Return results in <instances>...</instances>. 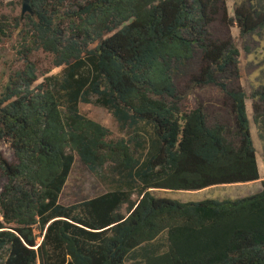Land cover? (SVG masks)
I'll list each match as a JSON object with an SVG mask.
<instances>
[{
  "label": "trees",
  "instance_id": "trees-1",
  "mask_svg": "<svg viewBox=\"0 0 264 264\" xmlns=\"http://www.w3.org/2000/svg\"><path fill=\"white\" fill-rule=\"evenodd\" d=\"M234 1L231 16L227 0H31L23 67L0 92V143L16 156L0 155V264H264V180L236 200L153 195L261 180L248 93L232 86L241 50L212 28L261 34L264 0ZM6 34L0 20V41ZM39 50L63 68L40 84ZM184 79L218 88L230 121L189 108ZM259 83L251 97L264 149V71ZM81 103L110 109L126 136L111 139ZM77 156L116 187L64 205Z\"/></svg>",
  "mask_w": 264,
  "mask_h": 264
},
{
  "label": "rangeland",
  "instance_id": "rangeland-1",
  "mask_svg": "<svg viewBox=\"0 0 264 264\" xmlns=\"http://www.w3.org/2000/svg\"><path fill=\"white\" fill-rule=\"evenodd\" d=\"M230 14L234 15L236 2L227 0ZM23 0H0V20L7 23V34L1 36L0 41V92L2 85L5 84L9 76L23 67V61L19 54L24 42L23 28L26 23L27 12L23 15ZM23 21L19 25L18 19ZM5 20H4V19ZM212 32L218 39L232 38L241 50L240 68L241 77L232 82V86L243 87L247 93V110L249 120L251 122V132L253 141L257 151V159L261 178H264V149L263 142L260 139L259 129L254 121V107L251 94L259 86V80L264 71V32L261 34L242 38L240 30L236 24L226 26L221 21L216 22L212 28ZM33 60L39 67L38 84L44 81L48 76L58 75L62 72V67H56L53 62L52 54L39 50L34 53ZM182 93L188 97L187 106L195 108L199 104H203L210 116V123L216 121L229 122L230 116L221 103V94L216 87H206L191 90L189 82L184 79L179 82ZM81 111L86 116L102 123L110 128L113 132L111 139H119L126 136V132L120 128V124L114 116L113 112L96 103H81ZM0 155L10 163L16 162L15 152L8 141L0 143ZM6 184V179L0 173V192ZM114 182L102 179L100 176L92 173L86 165L82 163L77 156L73 171L69 177L67 185L63 191L60 202L64 205L78 203L85 199L93 198L105 192L115 189ZM262 189V184L258 183L252 186L243 187V185H217L208 190L200 191H184V190H153L156 198L170 199L180 202H199L207 199L215 200H236L249 197L258 193ZM134 200L138 199L134 195ZM126 213V207L122 209ZM39 234V232L37 231ZM42 241V237L38 242ZM131 264V263H129Z\"/></svg>",
  "mask_w": 264,
  "mask_h": 264
},
{
  "label": "water",
  "instance_id": "water-1",
  "mask_svg": "<svg viewBox=\"0 0 264 264\" xmlns=\"http://www.w3.org/2000/svg\"><path fill=\"white\" fill-rule=\"evenodd\" d=\"M23 15L26 14L27 12L33 13L32 5H31V0H23Z\"/></svg>",
  "mask_w": 264,
  "mask_h": 264
},
{
  "label": "crops",
  "instance_id": "crops-1",
  "mask_svg": "<svg viewBox=\"0 0 264 264\" xmlns=\"http://www.w3.org/2000/svg\"><path fill=\"white\" fill-rule=\"evenodd\" d=\"M262 180H264V178H261V180H259V181L249 182V183H244V184H236V185H243V187H248V186H252V185L258 184V183L262 184ZM211 188L212 187L204 189V190H208V189H211ZM261 191H262V189L258 190V193L261 192Z\"/></svg>",
  "mask_w": 264,
  "mask_h": 264
}]
</instances>
